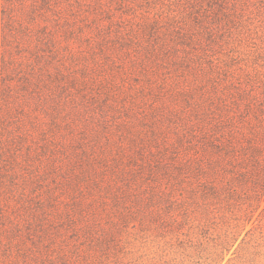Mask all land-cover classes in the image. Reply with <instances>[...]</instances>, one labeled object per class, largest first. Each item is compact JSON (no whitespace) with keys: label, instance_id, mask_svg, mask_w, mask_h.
Returning <instances> with one entry per match:
<instances>
[{"label":"trees","instance_id":"obj_1","mask_svg":"<svg viewBox=\"0 0 264 264\" xmlns=\"http://www.w3.org/2000/svg\"><path fill=\"white\" fill-rule=\"evenodd\" d=\"M253 5L0 0V264H90L130 226L262 222Z\"/></svg>","mask_w":264,"mask_h":264},{"label":"rangeland","instance_id":"obj_2","mask_svg":"<svg viewBox=\"0 0 264 264\" xmlns=\"http://www.w3.org/2000/svg\"><path fill=\"white\" fill-rule=\"evenodd\" d=\"M250 10L258 12L252 27L264 29V0H252ZM254 32V31H253ZM264 36H254L245 44L256 49ZM235 221L218 222L203 231L198 221L187 222L171 231L130 226L118 234L110 248L93 250L90 264H264V218L244 224L227 238ZM137 227V226H136ZM228 242V243H226Z\"/></svg>","mask_w":264,"mask_h":264}]
</instances>
